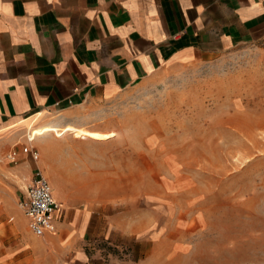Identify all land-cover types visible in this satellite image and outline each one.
Segmentation results:
<instances>
[{"label":"rangeland","instance_id":"374dc122","mask_svg":"<svg viewBox=\"0 0 264 264\" xmlns=\"http://www.w3.org/2000/svg\"><path fill=\"white\" fill-rule=\"evenodd\" d=\"M62 118L34 144L64 219L152 225L158 264H264V45L164 67Z\"/></svg>","mask_w":264,"mask_h":264},{"label":"crops","instance_id":"0c3cea01","mask_svg":"<svg viewBox=\"0 0 264 264\" xmlns=\"http://www.w3.org/2000/svg\"><path fill=\"white\" fill-rule=\"evenodd\" d=\"M246 43L264 45V0H0V264H158L152 225L64 219L53 185L57 230L36 236L18 201L45 166L23 148L44 152L46 124L74 107Z\"/></svg>","mask_w":264,"mask_h":264},{"label":"built area","instance_id":"2783aa9c","mask_svg":"<svg viewBox=\"0 0 264 264\" xmlns=\"http://www.w3.org/2000/svg\"><path fill=\"white\" fill-rule=\"evenodd\" d=\"M29 145L24 146L23 152L31 155L35 161L40 160V151L34 146V139L28 136ZM8 159L17 163L18 153L12 151ZM23 196L18 201L19 207L29 218V227L38 237L57 230V215L62 210V203L56 198L52 184L40 169L31 180L25 182Z\"/></svg>","mask_w":264,"mask_h":264},{"label":"bare ground","instance_id":"6f19581e","mask_svg":"<svg viewBox=\"0 0 264 264\" xmlns=\"http://www.w3.org/2000/svg\"><path fill=\"white\" fill-rule=\"evenodd\" d=\"M55 194V193H54Z\"/></svg>","mask_w":264,"mask_h":264}]
</instances>
